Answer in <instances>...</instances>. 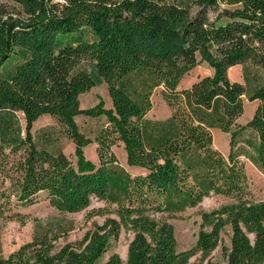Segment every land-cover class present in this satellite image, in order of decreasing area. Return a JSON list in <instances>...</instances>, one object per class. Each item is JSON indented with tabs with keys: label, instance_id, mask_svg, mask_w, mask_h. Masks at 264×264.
Here are the masks:
<instances>
[{
	"label": "trees",
	"instance_id": "16d2710c",
	"mask_svg": "<svg viewBox=\"0 0 264 264\" xmlns=\"http://www.w3.org/2000/svg\"><path fill=\"white\" fill-rule=\"evenodd\" d=\"M8 1L24 18L0 17V173L8 180L0 181V217L25 223L13 207L34 204L42 191L60 213L79 212L96 197L114 204L117 217L57 250L52 240L72 225L36 230L32 240L0 256V264H96L121 228L133 234L127 261L114 252L104 264H187L197 253L215 264L210 254L219 245L227 264H264V200L252 199L241 161L264 174V0ZM219 5L211 18L208 9ZM201 61L211 73L181 88ZM235 65L244 82L230 79ZM252 67L263 71L261 81L254 83ZM102 83L110 108L101 98L81 107L80 95ZM159 86L171 113L150 119ZM245 100L257 105L241 123ZM42 115L73 142L75 161L62 149L38 145L32 129ZM79 115L106 119L94 140L80 130ZM214 129L229 134L227 156L213 147ZM93 142L96 163L84 154ZM118 142L126 164L141 173L119 164L112 151ZM210 192L234 202L203 211L196 244L178 252L166 214Z\"/></svg>",
	"mask_w": 264,
	"mask_h": 264
},
{
	"label": "rangeland",
	"instance_id": "374dc122",
	"mask_svg": "<svg viewBox=\"0 0 264 264\" xmlns=\"http://www.w3.org/2000/svg\"><path fill=\"white\" fill-rule=\"evenodd\" d=\"M224 6L219 5L214 8L208 9V14L211 18H214L219 10ZM0 17L3 19H22L24 18L22 10L18 4L8 0H0ZM254 72V83L262 80L263 71L258 67H252ZM231 80L241 81L243 80L242 67L240 65L232 66L228 71ZM211 73V68L205 61H201L196 67L187 72L180 82V87L183 88L189 86L192 82L201 78V76ZM162 88L155 87L151 95V110L146 114L150 119H163L170 115L171 110L166 104ZM99 98L104 101L105 107L110 108L111 99L107 91L105 83L94 86L89 91H86L80 95V106L88 108L94 106L98 102ZM245 112L240 116V122L245 123L249 120L253 110L252 104L247 100ZM20 124L24 128V117L21 112H17ZM76 123H78L80 130L89 138L94 140L96 133L101 127L106 125V119L104 117L91 118L85 115H79L76 117ZM32 133L35 135V140L39 146L50 149H62L64 153L68 154L72 161L76 160V156L73 153L74 144L66 136L62 127L56 123L50 115H42L36 121L33 122ZM47 133V136H46ZM213 134V147L216 150H220L225 156L229 152V134L222 132L219 129L212 130ZM97 143L93 142L84 148V154L91 159L94 163L98 162V155L96 153ZM112 151L116 154L119 164L128 170L132 175L141 173L143 169L126 164V152L124 151L123 143L118 142L112 146ZM242 164H244L245 172L249 180V189L251 197L254 201L264 200V174H262L258 168L251 163L245 157H241ZM4 181L5 185L8 184V180L2 177L0 173V181ZM14 198H12L13 200ZM90 203L87 207L83 208L79 212H66L60 213L48 201L47 192H39L35 197V203L30 205L16 204L13 207V212L21 213L25 216V223L15 218H1L0 217V256L6 257L9 253L18 249V247L27 241L33 239L35 231L45 230L48 226L50 228H57L58 225L63 228H67L72 225L66 235L59 236L53 239L54 249H59L62 245L70 243L77 245L82 239L88 229H91L94 224H101L106 217H117L114 213L115 205L108 206L102 199L91 197ZM233 199L216 195L212 192L205 195L203 200L196 205L185 208L182 211L174 212V214H166L168 221L175 228L176 248L178 252L191 249L196 243V238L201 222V213L205 210H211L220 207L222 204L232 203ZM108 211L106 214H102L96 211ZM209 228V227H207ZM53 232V231H52ZM231 229L226 226L223 232V242L229 245V236ZM132 232H128L121 228L120 235L117 240L111 243L109 250L103 254L96 264H104L109 255L114 252L118 253L121 259L126 262L128 244L132 238ZM49 237H52L51 235ZM210 258L215 264H227L226 258L221 254V245H219L212 253ZM200 258V253H197L191 258L187 264H205Z\"/></svg>",
	"mask_w": 264,
	"mask_h": 264
},
{
	"label": "crops",
	"instance_id": "0c3cea01",
	"mask_svg": "<svg viewBox=\"0 0 264 264\" xmlns=\"http://www.w3.org/2000/svg\"><path fill=\"white\" fill-rule=\"evenodd\" d=\"M250 104H252V110L255 109L256 105H257V102L256 101H248ZM245 109H246V103H245ZM239 121H240V117H239Z\"/></svg>",
	"mask_w": 264,
	"mask_h": 264
},
{
	"label": "bare ground",
	"instance_id": "6f19581e",
	"mask_svg": "<svg viewBox=\"0 0 264 264\" xmlns=\"http://www.w3.org/2000/svg\"><path fill=\"white\" fill-rule=\"evenodd\" d=\"M230 70V69H229Z\"/></svg>",
	"mask_w": 264,
	"mask_h": 264
}]
</instances>
